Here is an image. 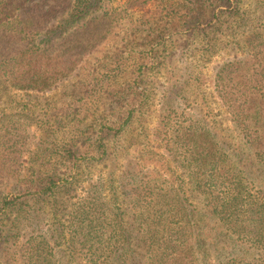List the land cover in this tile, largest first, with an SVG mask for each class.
Masks as SVG:
<instances>
[{"label":"trees","instance_id":"16d2710c","mask_svg":"<svg viewBox=\"0 0 264 264\" xmlns=\"http://www.w3.org/2000/svg\"><path fill=\"white\" fill-rule=\"evenodd\" d=\"M96 1L103 0H0V92H45L71 74L121 19L109 8L88 12ZM133 1L154 14L128 15L126 25L145 26L132 28L133 40L120 39L128 57L114 56L109 75L88 77L89 93L72 110L96 111L95 100L105 97L114 120L101 117L96 129L47 120L44 139L32 146L21 125L28 116H0V185H16L0 193V264H264V0ZM135 45L144 47L136 59ZM218 45L242 53L214 77L232 131L218 133L199 120L172 124L163 111L198 75L190 54ZM174 59L181 68L167 69ZM156 74L170 83L157 125L166 154L153 152L140 117L154 100ZM131 126L140 139L125 142ZM133 146L137 161L120 166ZM165 156L181 164L179 184L137 169ZM106 162L119 164L120 175L113 170L93 183L89 170ZM79 187L83 198L62 215V200ZM45 214L48 237L36 234Z\"/></svg>","mask_w":264,"mask_h":264},{"label":"rangeland","instance_id":"374dc122","mask_svg":"<svg viewBox=\"0 0 264 264\" xmlns=\"http://www.w3.org/2000/svg\"><path fill=\"white\" fill-rule=\"evenodd\" d=\"M48 3H50V1ZM108 8L112 11L115 10V12L122 13L121 19H119L117 25L114 27L113 33L99 47L86 55L81 64L61 83H57L51 90L45 92L17 91L14 88H7L6 91L0 92V116L4 114L13 115L21 113V115L29 117H23L21 119L25 144H31L33 146V144L38 141L41 142L42 137L44 139L43 127L47 125V120H49L50 124L65 123V125L67 120H73V124L93 125L92 128L94 127V129L100 128V122H102L101 117L112 118V120H114L113 114L115 106H110L112 104L111 101L105 97L95 100V102H97L96 111L80 110L77 115L75 114L76 116H73L75 112L72 110L76 107L75 103L78 101V98L85 97L84 94L87 92L89 93L91 83L87 82L88 77L92 78L98 76V78H100L105 74L109 75L111 70L118 64L117 62L111 63L114 56L128 57L126 54L129 53V49L123 47V43L119 42L120 39L124 37L127 38V40H133L132 28L135 26H139L140 29L145 28V26L141 25V21L139 20H136V24L130 22L129 25H126L127 19H129L128 15L131 12H137V15L134 14L132 16L134 19L135 16L137 17L140 13H145L146 15L154 14L155 10L149 6L147 7V5L144 10H140L138 3L133 0H103L101 2L96 1V4L93 5L88 12H93L95 15L99 12H104ZM65 10H67V8H65ZM145 10L147 12H145ZM49 12L52 11L50 10ZM63 12L64 13L59 16L60 21L64 23L67 14L66 11ZM8 13L14 15L16 12ZM36 13L39 14L40 12ZM56 25L57 23L54 25L52 24V27L54 28ZM137 43L139 44V41H137ZM223 47L220 48V50L219 45L217 48H212L211 50L201 47L194 50L192 55L190 54L188 65H190L193 72H197L198 75H195L194 79L191 81L187 92L181 95L184 99L181 97L178 98L177 103H173L169 110L163 111V116H166L168 112L170 113L169 118L173 122L172 124L175 122L187 124L191 120H199L203 125L217 130L218 133L220 128L232 131L233 123L230 120L226 107L220 101L216 93L214 77L220 65L233 59L235 54H237L236 56L238 58L242 57V53L241 50L237 51L232 46ZM133 48L134 51L131 57H135L136 59L139 57V52H143L144 47L135 45ZM176 62L181 61L177 59L172 60V62L168 64L167 69H171L173 66L181 68V65ZM128 64H131V60H128ZM163 75L164 74L154 75V79L157 83L154 100L150 107L144 108V112L140 116L144 117L143 127L145 128L150 147L152 146V150L155 154H166V151L163 149L165 140L162 141V139H164V130L161 131L157 127L161 109V95L170 84L168 82L169 79ZM195 101L196 104L194 103ZM137 119L138 118H134L132 120L133 125L138 126L139 122L136 121ZM132 126L124 135L125 142H135L140 139V137H137L136 134L131 132ZM26 131L28 136H26ZM93 134H95L94 131L93 133L90 132L92 138L94 137ZM228 134H230L229 138L231 142H239L240 137H238L236 133L229 132ZM32 149L33 147H31V150ZM129 150V153L122 158L120 166H123L127 160L133 162L137 161L139 151L136 152V146H133L132 149L130 148ZM150 157H152V155ZM165 157L166 158H162L159 162L150 161L149 163L143 162L141 164L139 162L137 169L144 172L149 171L154 177L161 176L170 180L176 179L175 185L179 184V181L183 178V176H180L182 174L181 164L172 161V158ZM118 167L119 164L112 162H106V165L92 166L89 173L90 176H92L93 183L97 182L101 177L105 179L113 170H115V175L117 177L122 170V168H119V172ZM82 186L87 189L89 184L84 182ZM15 187V184H2L0 185V193L12 192ZM85 189L79 187L76 191H73L69 197H64L62 201L67 209H61L60 213L62 215L74 209L73 204L78 203L79 199L83 198ZM68 206L70 208H68ZM49 218L50 214H45V216H43L36 234L49 236L51 232L49 227L51 226V221H49ZM62 256L63 254H61V257ZM61 262L65 263L63 257L61 258ZM68 263L77 264L75 259Z\"/></svg>","mask_w":264,"mask_h":264}]
</instances>
